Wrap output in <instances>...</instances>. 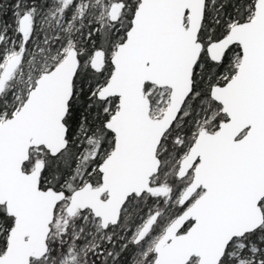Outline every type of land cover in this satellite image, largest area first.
<instances>
[{
    "label": "snow or ice",
    "instance_id": "snow-or-ice-1",
    "mask_svg": "<svg viewBox=\"0 0 264 264\" xmlns=\"http://www.w3.org/2000/svg\"><path fill=\"white\" fill-rule=\"evenodd\" d=\"M0 264H264V0H0Z\"/></svg>",
    "mask_w": 264,
    "mask_h": 264
}]
</instances>
